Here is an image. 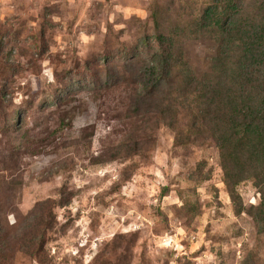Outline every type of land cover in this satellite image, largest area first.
Returning a JSON list of instances; mask_svg holds the SVG:
<instances>
[{
    "label": "rangeland",
    "instance_id": "374dc122",
    "mask_svg": "<svg viewBox=\"0 0 264 264\" xmlns=\"http://www.w3.org/2000/svg\"><path fill=\"white\" fill-rule=\"evenodd\" d=\"M150 4L151 0H0V25L20 35L27 54L36 52L34 35L45 44L38 75L26 56L22 58L26 73L17 90L30 88L18 90L14 104L20 106L33 96L36 101L44 84L69 78L64 75L68 69L84 70L85 63L94 66L120 38L130 45L140 28L152 32ZM8 42L5 37L4 43ZM189 49L190 59L199 67L210 59L213 44L198 43ZM62 107L38 114L33 139L60 129L65 136L79 137L83 128L96 123L98 93L73 96ZM199 123L202 126L200 114ZM203 128L181 146L176 134L161 126L153 153L126 162L92 165L94 156L108 155L106 151L110 153L117 143L116 131L109 135L110 130L103 129L92 144L51 151L53 145L45 154L26 160L20 193L24 215L39 203L60 199L61 190L69 197L67 206L55 209L58 226L48 245L54 264H264L261 187H256L257 181H245L231 192L224 182L219 148L209 129ZM200 164L205 166L201 170ZM132 165L136 176L121 184V175ZM206 172L212 176L205 182ZM164 189H169L166 196ZM181 192L201 207L200 216L190 224L180 218L185 204ZM15 264L37 263L19 255Z\"/></svg>",
    "mask_w": 264,
    "mask_h": 264
},
{
    "label": "trees",
    "instance_id": "16d2710c",
    "mask_svg": "<svg viewBox=\"0 0 264 264\" xmlns=\"http://www.w3.org/2000/svg\"><path fill=\"white\" fill-rule=\"evenodd\" d=\"M149 11L152 32L140 28L130 45L120 38L94 66L85 63L84 70H66L69 78L44 84L36 101L28 97L20 106L14 104V95L30 88L17 90L26 73L22 58L26 56L38 75L45 44L34 35L36 52L27 54L20 35L0 25V264H15L19 255L37 264H54L48 245L58 226L55 209L67 206L69 197L61 190L60 199L39 203L24 215L20 193L26 160L53 145L51 151L92 144L101 129L110 130L109 135L116 131L117 143L108 155L94 156L93 166L150 156L161 126L172 130L184 146L204 125L219 148L225 185L236 192L243 182L257 181L264 195V0H151ZM198 43L213 44V53L196 67L188 54L190 45ZM85 92L98 93L96 123L76 138L65 136L62 129L44 139L32 138L38 114L53 106L62 111L65 101ZM137 171L134 165L126 167L121 184L132 182ZM211 176L206 172L205 182ZM180 194L185 202L180 218L190 224L201 207ZM261 209L262 217L264 203Z\"/></svg>",
    "mask_w": 264,
    "mask_h": 264
}]
</instances>
